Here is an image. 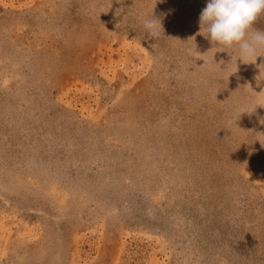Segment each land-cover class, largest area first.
<instances>
[{
  "label": "rangeland",
  "instance_id": "374dc122",
  "mask_svg": "<svg viewBox=\"0 0 264 264\" xmlns=\"http://www.w3.org/2000/svg\"><path fill=\"white\" fill-rule=\"evenodd\" d=\"M206 4L0 0V264H264V56Z\"/></svg>",
  "mask_w": 264,
  "mask_h": 264
},
{
  "label": "clouds",
  "instance_id": "9594fccd",
  "mask_svg": "<svg viewBox=\"0 0 264 264\" xmlns=\"http://www.w3.org/2000/svg\"><path fill=\"white\" fill-rule=\"evenodd\" d=\"M261 16H264V0H207L199 17L200 31L225 50L237 46L238 58L243 62H255L264 56L260 54L264 51V31L253 27ZM144 27L153 38L161 31L165 35L162 19L153 13L144 21Z\"/></svg>",
  "mask_w": 264,
  "mask_h": 264
}]
</instances>
